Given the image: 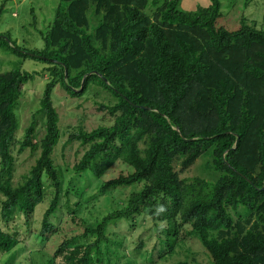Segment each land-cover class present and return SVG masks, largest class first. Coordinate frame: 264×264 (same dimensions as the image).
<instances>
[{
    "label": "trees",
    "instance_id": "obj_1",
    "mask_svg": "<svg viewBox=\"0 0 264 264\" xmlns=\"http://www.w3.org/2000/svg\"><path fill=\"white\" fill-rule=\"evenodd\" d=\"M223 16L220 0L190 11L180 0H59L41 32L43 48L0 33V47L44 62L50 77L35 111L43 124L37 138L34 114L21 132L18 115L22 87L36 72L0 71L2 264H21L17 247L29 238L45 250L32 264H159L188 240L210 264H264V26L242 13L229 30L216 24ZM55 85L72 97L102 90L108 102L97 108L110 123L62 130L50 98ZM63 135L83 148L65 183L53 157ZM26 149L34 163L16 175ZM199 159L203 175L181 177ZM117 162L132 171L103 181L100 195L142 186L89 225L79 211L96 195L84 192ZM62 209L67 225L81 230H65ZM138 218L151 222L134 247L140 261L127 256L126 235L110 229L122 222L133 229ZM187 250L191 261L175 264H201Z\"/></svg>",
    "mask_w": 264,
    "mask_h": 264
},
{
    "label": "rangeland",
    "instance_id": "obj_2",
    "mask_svg": "<svg viewBox=\"0 0 264 264\" xmlns=\"http://www.w3.org/2000/svg\"><path fill=\"white\" fill-rule=\"evenodd\" d=\"M246 0H220L221 12L223 17L217 20L218 26H224L229 30H235L239 27L240 14H244L249 21H255L257 26H264V0H249L247 6H245ZM5 2L4 13L0 19V33H8L13 41L19 46H26L28 48H43L44 42L41 38V32L46 30L51 23L55 8L59 0H0V4ZM7 2V3H6ZM234 2V7H232ZM211 3V0H180V7L183 10L190 11L195 10L197 7H205ZM47 64L40 60L33 58L23 59L16 54L11 53L9 48L0 47V71H9L13 69H21L29 73L36 72L34 78L23 85V97L20 99L18 115L20 120V132L26 127L30 120L31 115L37 119L35 127L31 133H37V138L43 133L42 117L40 113H35L39 108L40 97L45 88V84L50 79L48 72L45 70ZM106 94L101 93L94 94L93 90L83 94L81 97L70 96L60 85H55L51 92V103L56 108L59 114V127L64 130L69 127L76 126L83 121V125L86 129L90 130L101 124L110 123L111 117L102 110L97 108L100 102H108L105 97ZM35 138V137H34ZM67 135H63L55 147L53 154L55 163L60 171V176L63 178L64 183L72 175L71 167L76 163L83 153V148L77 143L72 142L66 144ZM63 146V147H62ZM35 155H31L30 151L26 149L19 155L18 167L16 175L29 169L30 165L34 163ZM203 160L199 159L188 170L181 173V177H193L195 175H203ZM64 165L68 166V169H62ZM128 166V165H127ZM122 162H117L109 171H107L100 180H94L90 186L84 192V197L96 195L92 200L86 201L79 211V218L85 220L87 224L93 225L96 221L100 220L102 216L110 211L122 207L130 193L132 191L140 189L142 186L138 184L136 186L117 187L110 189L106 194L100 195L98 193V187L103 181L116 177L118 174H127L129 170L132 171L130 166L127 167ZM44 188L46 194H52L53 185L50 181L44 178ZM70 204L76 201V198L69 196ZM46 204H42L37 213L36 219H39L41 213ZM38 209V208H37ZM60 214L64 215L63 222L66 229H72L73 231L81 230V227L76 225L68 226V216L65 209L60 210ZM67 216V217H65ZM151 225L148 218H138L137 225L133 229H128L127 223H120L119 226H112L110 229L120 232L126 235V254L130 258L140 261L139 255L134 252L135 244L137 240L144 236V231ZM60 236V235H57ZM59 238H55L53 243L48 244V249L55 247L56 241ZM155 239L147 241V248L151 250ZM43 242H40L37 238H29L24 244H20L17 248L18 251L16 262L21 264H32L37 260V252L44 250ZM190 247L193 252H196V259L201 264H210L207 255L197 242L188 240L182 246L176 248L173 255L168 256L165 260L161 259L159 264H175L179 260L191 261V252L187 250ZM45 251V250H44ZM47 252V251H46ZM42 252L41 253H46ZM34 254L33 259L31 255ZM37 256V257H36ZM49 256V253L45 254V258ZM2 264V262H0ZM35 264H38L35 263Z\"/></svg>",
    "mask_w": 264,
    "mask_h": 264
}]
</instances>
